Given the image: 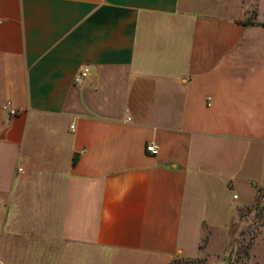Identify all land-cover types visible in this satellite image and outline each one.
Segmentation results:
<instances>
[{
  "label": "crops",
  "instance_id": "obj_1",
  "mask_svg": "<svg viewBox=\"0 0 264 264\" xmlns=\"http://www.w3.org/2000/svg\"><path fill=\"white\" fill-rule=\"evenodd\" d=\"M259 187L264 0H0V264H223Z\"/></svg>",
  "mask_w": 264,
  "mask_h": 264
},
{
  "label": "rangeland",
  "instance_id": "obj_2",
  "mask_svg": "<svg viewBox=\"0 0 264 264\" xmlns=\"http://www.w3.org/2000/svg\"><path fill=\"white\" fill-rule=\"evenodd\" d=\"M262 225H264V189L260 191L257 202L242 208L240 220L233 222L231 246L223 264H233L234 261L239 262L238 264H253L249 258V246ZM171 264H211V262L205 257H177Z\"/></svg>",
  "mask_w": 264,
  "mask_h": 264
},
{
  "label": "built area",
  "instance_id": "obj_3",
  "mask_svg": "<svg viewBox=\"0 0 264 264\" xmlns=\"http://www.w3.org/2000/svg\"><path fill=\"white\" fill-rule=\"evenodd\" d=\"M87 72H88V69L83 68L82 70H80V72L78 74L75 75L74 80L76 82L81 81L87 75ZM156 147H157L156 145L150 144L147 146V150L154 152L156 150ZM234 197H236V195H234Z\"/></svg>",
  "mask_w": 264,
  "mask_h": 264
},
{
  "label": "trees",
  "instance_id": "obj_4",
  "mask_svg": "<svg viewBox=\"0 0 264 264\" xmlns=\"http://www.w3.org/2000/svg\"><path fill=\"white\" fill-rule=\"evenodd\" d=\"M75 160H76V155H74V158H73V161H75ZM263 189H264V188H262V187H259V188H258V195L260 194V191L263 190Z\"/></svg>",
  "mask_w": 264,
  "mask_h": 264
}]
</instances>
